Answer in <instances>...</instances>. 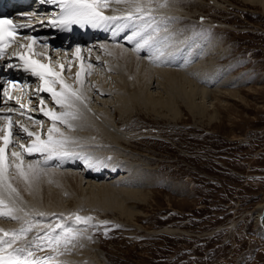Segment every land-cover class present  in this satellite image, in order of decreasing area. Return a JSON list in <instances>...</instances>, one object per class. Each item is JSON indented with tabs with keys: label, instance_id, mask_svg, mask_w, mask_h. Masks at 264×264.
I'll list each match as a JSON object with an SVG mask.
<instances>
[{
	"label": "rangeland",
	"instance_id": "obj_1",
	"mask_svg": "<svg viewBox=\"0 0 264 264\" xmlns=\"http://www.w3.org/2000/svg\"><path fill=\"white\" fill-rule=\"evenodd\" d=\"M174 2L181 10L179 20L148 14L161 19L159 32L178 37L173 58L179 62L193 45L200 51L191 62L195 64L211 58L201 57L209 44L217 45L211 56L219 80L206 89L232 79L219 90L235 96L197 95V110L191 111L177 99L172 114L141 106L120 117L113 113L115 126L106 130L110 137L90 133L94 149L113 148L107 155L118 159L122 173L129 164L139 168L133 171L141 177L135 185L142 184L138 190L149 192L150 198L130 204L137 214L131 221L116 212L90 209L62 216L92 218L88 223L75 219V230L86 243L101 248L108 264H264V231L255 220L264 204V10L242 0ZM178 62L183 66L182 59ZM106 86L113 85L107 81ZM107 174L99 180L112 182L114 172Z\"/></svg>",
	"mask_w": 264,
	"mask_h": 264
},
{
	"label": "bare ground",
	"instance_id": "obj_2",
	"mask_svg": "<svg viewBox=\"0 0 264 264\" xmlns=\"http://www.w3.org/2000/svg\"><path fill=\"white\" fill-rule=\"evenodd\" d=\"M105 2L106 7L102 9L104 16L119 15L123 17L132 10L128 3L117 2V0H105ZM242 2L258 6L264 10V0H242ZM175 5L174 0H150L151 14L157 13L160 16L159 13H161V17L167 16V18L168 15H172L179 20L181 10ZM49 10L48 1L44 0L36 5L35 11L46 13ZM55 14L47 13L46 15H51L53 19ZM159 16L155 18L154 15L147 14L144 21L133 20V26L127 25L126 22L128 21L125 19L105 21L99 38L109 32V41L101 39L90 44L80 43V46L71 49H67L68 42L59 44L56 36L52 34L49 28L34 23V30L41 29L40 39L51 43L52 46L42 44L38 47H30L21 40L16 44V50L6 57L5 63L11 66L15 63L14 58L17 55L26 54L28 51L29 54L47 63L53 73L59 77V80L70 86L72 91L82 94L83 99V103L76 105L78 118L70 121L74 130H70L65 124L57 121L56 127L59 131L53 133L54 139H59L60 133H63L74 141L67 146L72 155L50 159L46 164L44 163L47 159L46 154L33 153L36 154L35 157L29 158L30 155L20 147L23 144L24 148H27L35 140V136L30 137L23 129L26 128L29 132L38 135L42 141H47L48 130L53 127V122L44 113L54 111L59 114L67 109L57 105L51 93L43 91V82L39 78L30 79L28 75H25L23 80L24 98L22 103L32 110L31 119L24 120L16 115L17 112L23 114V107L18 100L5 101L0 99V129L4 127V120L10 118L14 133V145L5 153L6 163L13 165L17 163L13 159L12 153L19 152L23 155L25 169L35 161H40L39 168L41 169L37 173L30 174L27 180L17 174L15 167L8 170L7 181L16 192L11 195L7 191L3 192L2 198L5 207L0 211H3L5 215L0 216V235L3 233L19 234L22 228H26L28 223H31L33 227L27 233L26 238L17 240L13 244V248H26L34 253L32 259L40 261V264H108L106 255L103 254L100 247L89 245L84 241L83 235L77 234L80 230L77 232L75 230V219L70 218L73 214L70 217L66 216L67 219L62 215L81 211V209H90L104 214L116 212L125 220L131 221L136 211L130 204H145L150 198L149 192L138 190L142 184L139 188L135 185L141 178L140 176V178L137 177L140 173L138 175L133 173L136 170L135 167L129 166V164L122 173L124 168L117 165L118 159L115 160L114 156L107 155L113 148L109 151L103 148L94 149V143H96L94 140L96 139L93 140L90 137L93 130L110 137V132L106 130L115 126L113 113L120 117L130 112L134 106H141L143 109H150V111L158 107L166 108L168 113L172 114L174 111L171 112V110H174V103L177 99H180L181 104H184L185 108L187 107L191 111L192 109L197 110V101L195 103L197 95H201L202 98H212L235 96L234 94H236L230 90H219L221 85L227 84L228 86L230 82L232 83V79L227 81L224 78L214 86L212 91L206 89L207 85L219 80L213 64L214 59L211 56L216 54L217 45L209 44L201 57L208 55L211 58L208 60L204 58L201 61L196 59L197 62L194 63L199 64L195 65L191 62L194 56L195 58L198 57L200 51H195L191 47L193 45L190 44L191 46L182 52L184 53L183 57H178L180 61L182 59L183 66L175 65L178 60L175 61L177 58H173V56L179 46L176 44L178 37L175 38L168 30H160L159 32L157 22V20L161 21ZM145 22L150 25L146 30ZM137 32H141L142 35L134 36ZM149 35L152 37L150 46L145 45L137 51V45L143 44L144 39H147ZM120 39L123 41L121 42ZM53 45L59 47L55 48ZM172 62L178 67L172 66ZM107 81L108 85H113L112 88L110 86L104 87ZM53 90L60 92L62 90L60 83L55 84ZM157 94L159 96H156ZM109 96L113 97L105 99ZM9 108L12 109L11 112L8 111ZM207 108L206 106L205 109ZM201 115L202 113L199 116ZM114 135H116L115 138L119 136L116 133ZM118 139L121 140L122 137ZM100 143L102 142L100 141ZM0 147H2L1 141ZM88 149H94V151ZM78 168L80 171H76ZM109 169L114 174L117 172L113 176L112 182H101L99 179L104 180V177L108 176L107 170ZM116 175L118 176L116 177ZM9 209L15 210L14 215L18 219H12L7 215ZM257 210L255 220L258 225L261 224L260 227L264 231V204L258 206ZM68 218L72 220H68ZM48 222L50 227L45 224ZM68 229L72 230L76 239L70 240L66 246L61 243L58 250L52 251L48 240L44 238L55 239L62 236ZM4 238L9 239L10 237L5 236ZM37 244L42 245V247L37 248Z\"/></svg>",
	"mask_w": 264,
	"mask_h": 264
},
{
	"label": "snow or ice",
	"instance_id": "obj_3",
	"mask_svg": "<svg viewBox=\"0 0 264 264\" xmlns=\"http://www.w3.org/2000/svg\"><path fill=\"white\" fill-rule=\"evenodd\" d=\"M61 5V11L63 13L60 17L59 22L63 25L68 24H85L91 23L93 26H97L101 22L120 19L121 17L116 16H104L102 15V9L106 7L105 0H59ZM117 2L128 3L131 6V11L123 17L126 21L133 20H145V16L150 14L152 11L150 6V0H117ZM147 8V13H146ZM147 22H145V30L149 27ZM15 29L12 26V22L9 20H0V55L3 53L4 48V39L6 36L10 37L14 33ZM141 32H137L134 36H141ZM131 39V38H130ZM152 40L151 35L144 39L143 44L137 45V51L145 45L150 46V41ZM79 52V49H77ZM24 59L23 57H21ZM89 67H91L89 65ZM25 71H31L33 76H38L39 79L43 82V91L51 93L53 100L62 108L67 109L66 111L60 112L57 114L54 111L45 112L44 114L49 117L53 122V127L48 130L47 141H42L40 137L32 132H29L26 128L23 129L27 134L32 137L35 136L34 142L27 148H24V145L21 144L20 147L24 149L28 155L33 153L46 154L47 159L44 161L46 164L48 160L53 158H63L65 156L72 155V152L67 147L69 144L74 143L69 137L65 136L63 133H60L59 139L53 138V133L58 132L59 129L56 127L57 121L62 124H65L70 130H74L71 120L78 118V108L76 105L78 103H83L82 94L72 91L70 86L65 85L62 81L59 80V77L52 72L50 67H46L43 64H37L34 61L25 60ZM83 71V68H82ZM60 83L61 91L56 92L53 90L54 85ZM7 95V93H5ZM43 103V101H41ZM8 111H12L11 108ZM43 111V109H42ZM9 127L8 129H0V131L5 132L6 134L0 137L3 146L0 147V209L5 207L4 199L2 198L3 192L7 191L9 195L15 193L16 190L11 186L7 181V173L11 167H15L17 174L27 180V177L30 174L39 172L40 161H35L30 163L27 169L24 168L23 155L19 152L12 153V157L17 163L8 164L6 163L5 152L8 148L12 136L11 132V119L8 118ZM14 209H9L7 215L12 219H18L14 215ZM5 215L3 211H0V216ZM27 215V213H25ZM42 215V214H41ZM75 219L78 222L88 223L92 218H82L76 216ZM28 223V222H26ZM33 225L28 223L26 228H22L20 233H3L0 235V264H40V261L32 259L34 253L27 250L26 248H13V244L19 240L26 238V235L31 231ZM8 236L9 239L4 237ZM39 238V237H38ZM44 239L48 240V244L51 247L52 251L58 250L61 243L67 245L70 240L76 239L75 234H73L71 229L66 230L62 236H58L55 239L45 237ZM37 248H41L42 245L37 244ZM11 249V251H8ZM26 253V254H25Z\"/></svg>",
	"mask_w": 264,
	"mask_h": 264
},
{
	"label": "water",
	"instance_id": "obj_4",
	"mask_svg": "<svg viewBox=\"0 0 264 264\" xmlns=\"http://www.w3.org/2000/svg\"><path fill=\"white\" fill-rule=\"evenodd\" d=\"M259 225L261 226V224L259 223Z\"/></svg>",
	"mask_w": 264,
	"mask_h": 264
}]
</instances>
